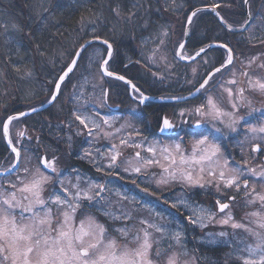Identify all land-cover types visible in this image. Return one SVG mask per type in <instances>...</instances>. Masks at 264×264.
Listing matches in <instances>:
<instances>
[{
	"label": "snow or ice",
	"instance_id": "snow-or-ice-1",
	"mask_svg": "<svg viewBox=\"0 0 264 264\" xmlns=\"http://www.w3.org/2000/svg\"><path fill=\"white\" fill-rule=\"evenodd\" d=\"M243 2L247 5L249 0H243ZM168 6L176 8L182 5H178L176 0H168ZM210 7L215 11L220 7V4H212ZM113 11L119 16V7ZM201 11H203L202 8L192 10L186 17V23L189 26L192 25L193 18L197 17ZM134 15V12L130 13L128 20L131 21ZM216 15L229 31L235 30L234 25L224 20L219 12H216ZM250 20L251 12H249V19L240 23L238 27L250 32L251 28L246 27L250 24ZM79 24L82 31L90 28V32L86 34L91 38L74 46L71 63L53 81V91L47 102L52 103L57 100L61 94V85L65 82L66 77L73 72L74 68L78 66V61L84 57L87 58V68L91 69L94 65L98 67L100 84H93L92 87L93 89L101 88L103 101L99 103L101 109L110 107L107 104L108 89L102 87L106 77L125 81L131 86L135 98L141 104L151 99L141 92L131 80L110 70V61H114V47L108 39H102L97 34V21L82 16ZM145 26L147 25L145 24ZM0 27H4L5 32L8 30L7 25H0ZM12 27L19 30V26L16 24H13ZM167 36V29L162 28L157 34L156 41H153L155 46L148 56L152 63L163 62L166 66H170L167 55L162 52ZM247 39L251 42L254 37L250 35ZM93 41H101L106 46L104 51L89 54L88 49L93 47ZM185 43L178 42L174 49V58L179 57L180 60L185 61L195 60L202 53H206L207 49L213 47L212 44L206 45L190 56L184 52ZM258 43L264 44V40H259ZM218 46L226 52L224 61L218 67L206 70L201 77L202 82H199L198 86L193 84V91L189 92V97L197 94L203 96V102L191 109H181L176 113L179 117L178 123H174L167 116L163 117L159 131L161 133L169 132L174 130L178 124L187 123L184 117L188 115L196 117L194 120L196 127L210 125L215 133H220V136H214L212 133L207 135L196 133L195 135L200 138L192 141L191 150L186 154L180 142L170 145L161 144L159 141L148 142L141 135L140 130L135 127H132V131L127 135L120 136L125 125L113 129L112 126L116 118L101 117L100 112L96 111L95 103L83 99L80 108L74 113L75 121L83 129L82 131L78 130L76 135L86 133L87 137H92L93 142L101 136L109 140L114 136H119V145L112 143L105 151H101L99 148L85 150L81 158L89 160L96 171L103 173L106 177L116 175L120 179H124L123 176H120L121 171L138 177L152 167H159L162 172L158 178L153 180L157 189L173 183L181 184L187 188L199 187L202 189L214 185L218 193L221 186L225 190L235 189L238 193L243 189V195L248 205L259 202L264 208V193L257 192L255 184L249 187V179L246 178L254 176L260 177L264 181V164L250 166L249 160L243 155V148H241L242 160H233L230 166V162L224 157L221 148L224 128L236 131L241 125V121H246V117L253 116L254 113L260 111L252 107V101L247 94L260 93L264 95V78L249 74V70H253V65H256L255 70L264 71V60H261V55L264 54H258L242 62V70L239 75L243 78V83L247 85L244 87L237 79L235 68L229 67L235 63L233 49L227 43ZM39 47L37 45V49ZM204 63L208 64L207 58L204 59ZM13 67L16 72L20 71L19 68ZM228 72H231V78L224 80L223 77ZM193 74H196V69H193ZM25 75L31 76V72L27 71ZM153 75L159 74L154 73ZM163 78L161 76V79ZM84 83H88L87 77L84 78ZM73 87L76 88L75 85ZM213 88L218 89L221 94H226L230 110L223 108L217 98L210 94ZM82 89L83 85H81V93L74 94L77 102L82 99ZM167 98L177 101L187 100L182 96ZM161 99H165V97H161ZM243 108H247V112L245 115H240ZM37 111L36 107H32L28 112L9 115L3 122H0V132L7 138V144L11 147V153L14 154L15 160V163L4 171L17 173L16 180L9 181L11 190L5 189L0 184V264H159L165 251L161 248L162 241L168 240L183 247L184 233L182 230L173 231L166 225L150 222L143 218L140 219V224L145 227L136 231H133V228L128 225L112 229L126 243L121 244L116 237L109 236L108 228L96 216L86 214L85 206L95 207L100 214L113 222L130 221L133 218L132 213L121 210V213L117 215L112 209L110 196L106 194L115 192V195L121 200L135 201L136 197L129 198L125 193L109 188L107 183H98L91 178L82 177L79 173L75 174V182L72 179L66 180L57 177L56 183L60 186V191L53 188L45 198V187L51 182V175H45L44 172L51 170L52 174L57 173L56 158L53 157L50 160L46 155L37 156L36 159L39 163L35 169H30L27 166L21 167L22 164L30 163L31 157L22 160L21 148L13 143L10 132V125L13 121L19 120L20 117H26L29 112ZM258 119L260 122L248 127L247 133L250 138L251 151L264 154V116ZM217 124L223 127H217ZM105 127L112 130L107 131ZM25 134V131H19L17 139L23 138ZM122 147L138 150L134 151L132 157L121 160L123 154L120 149ZM141 151H144L145 155L142 156ZM253 159H255V155ZM122 165L124 166L122 167ZM41 168L44 171H41ZM258 168L259 170H257ZM20 172L23 175L18 174ZM153 176L155 177V174ZM131 183L136 185V179H133ZM136 186L139 187V185ZM141 191L149 193L148 188H142ZM150 194L155 196L156 193ZM228 199L234 201L235 197H228ZM164 203L168 204L169 202L164 201ZM215 204L219 213H225V210L229 209L225 218L217 221L219 224L230 225L233 229H243L255 237V243L243 249L246 255L239 257L242 264H264V233L254 231L247 225L235 221L230 213L229 203H221L216 200ZM170 206L173 209L185 208L191 213L187 219L193 225L198 224L200 227H206L207 223L215 220L217 215V212L210 208L194 204L184 197L178 198ZM18 210L19 214L17 215ZM26 213L29 215L25 216ZM78 215L82 218L77 222ZM154 215L156 219L163 218L158 212ZM249 215L257 217L253 223L258 228L264 229V215L260 211L252 212ZM150 229L153 231H149ZM153 232L159 233V238L153 240ZM226 235L227 233L224 232L219 233L221 237ZM172 243H169V248L172 247ZM183 255H187V252L185 251ZM164 264H181L180 253L172 252L166 257ZM183 264H188V261H184Z\"/></svg>",
	"mask_w": 264,
	"mask_h": 264
},
{
	"label": "trees",
	"instance_id": "trees-1",
	"mask_svg": "<svg viewBox=\"0 0 264 264\" xmlns=\"http://www.w3.org/2000/svg\"><path fill=\"white\" fill-rule=\"evenodd\" d=\"M260 1L251 0L252 3ZM217 3L220 4L218 9L221 14L234 26L245 20L243 0H182V3H177L182 5L181 8L173 10L172 7L168 8L167 0H0V25L8 26L6 32L4 27H0V122L13 113L40 106L49 100L53 81L71 62L74 46L91 38L86 34L90 32V28L85 31L80 28L79 21L82 16L96 20L97 34L113 44L114 61H110V69L130 78L141 87L144 84L154 94V72L139 61L137 46L141 37L157 34L163 28L172 33L166 44L177 46L183 38L189 13L195 7ZM117 7L119 16L113 11ZM132 12L135 15L129 21L128 16ZM174 20H180L181 24L177 22L176 25ZM13 24L18 25L19 30L14 29ZM174 28L177 29L176 32L172 31ZM241 35L245 33L227 31L210 11H201L193 18L185 52L192 54L215 42L230 44L234 50V44L230 43L229 37ZM6 40L9 42L6 43ZM37 45L40 46L39 49ZM95 45L103 49L106 47L102 44H93ZM223 53L222 48H212L206 54L209 65L203 67V72L219 65L224 59ZM84 59L85 57L79 60L74 72L66 78L61 94L51 107L17 120L38 133L39 140L45 142L46 137L53 138L52 133L58 131L53 126L49 129L48 122L54 126L61 122L68 125L70 122L71 109L63 107V104L58 110H54V107L61 101L63 89L69 85L71 78L77 76ZM189 65L176 62L175 93L179 94L187 91L188 87L191 88V75L187 72ZM13 66L20 71L16 72ZM182 67L185 72L181 71ZM27 71L31 72V76L25 75ZM201 77H197V83L201 81ZM109 80L112 81L107 82L110 89L114 83L119 84L125 89L126 99L131 101L123 83L111 78ZM150 116L152 115L149 114L148 117ZM18 146L23 148L21 142ZM12 157L13 153L0 132V166H6L12 161ZM221 249L222 247L202 246L201 252L216 257L221 255Z\"/></svg>",
	"mask_w": 264,
	"mask_h": 264
},
{
	"label": "rangeland",
	"instance_id": "rangeland-1",
	"mask_svg": "<svg viewBox=\"0 0 264 264\" xmlns=\"http://www.w3.org/2000/svg\"><path fill=\"white\" fill-rule=\"evenodd\" d=\"M168 1V0H167ZM177 3L181 2L182 0H176ZM258 3H263L264 0H261ZM170 8V7H168ZM181 8V7H176ZM174 8H172L173 10ZM254 17H253V23L251 25V31H248V36L260 37L263 38L264 34V7L261 11V14H257L256 8L254 10ZM176 25L177 22L181 24L180 20H174ZM254 25V27H253ZM171 31V30H169ZM172 31H177L176 28L172 29ZM158 34V33H157ZM157 34H146L145 36L141 37L140 42H138V50H139V61L142 62L145 66L152 69V72L159 73L161 71H164V77H168V80L172 77L171 70L175 68L176 61L174 58V49L176 46L172 47L166 44L167 38L171 32H168V36L165 39V46L162 48V52L167 55L168 58V65L166 66L163 62L158 63H152L148 56L152 50V48L155 46L153 41H156ZM147 41V43H145ZM250 45H262L258 42H251L248 43ZM251 47H257V46H251ZM104 49L101 46H93L88 50V53L91 54L93 52H103ZM248 54L247 56L253 57L258 54H264V48H252L245 50ZM254 53V54H252ZM243 57V56H242ZM207 58L208 64L205 65L204 59ZM250 59V58H249ZM261 60H264V55H261ZM238 61L242 63L244 60L242 58H239ZM247 61V60H246ZM257 63H260V61H257ZM87 64V58L85 57L84 62L81 63L80 70L76 74L77 76H73L71 78V82L67 87L63 89L62 92V98L59 104L55 105L54 110H58L61 108V104H63V107H68V109H71L72 118L70 119V122L67 126L68 128L65 129L66 135H62L61 138L56 137L55 132L52 133L53 139L56 140V145L54 144H46V142L39 140V146H36V140L39 139L38 133H36L33 129L28 128L27 126L23 125L20 121H13L10 125V132L12 135V139L15 141H20L23 148H21V154H22V160L27 157H31L30 163L22 164L21 167L27 166L30 169H35L38 166V160L36 159L37 156H42V154H45L48 159H52L53 157L56 158V168L57 173L51 175V182L45 187L44 196L45 198L48 196V194L55 188L57 191H60V186L56 183L57 177L61 179H72L73 182H75V174L79 173L82 175V177L85 178H91L92 180L98 182V183H107L108 187L111 189L119 190L122 193H125L129 198L136 197L135 201L129 200H121L119 197L115 195V192H112L110 194H106L110 196L112 209L119 215L121 213V210L129 211L132 213V220L130 221H117L113 222L109 220L108 218L104 217L95 207H87L86 208V214H91L96 216V218L103 223L109 230V236L116 237L121 244L126 243V241L120 239L118 234L115 231H112L113 228H120L125 225H128L129 227L133 228V231H136L142 227H145L144 225L140 224V219H147L150 222H155L157 224L166 225L170 227L173 231L182 230L184 233V236L182 238V244L183 247L177 246L174 243L164 240L161 243V248L165 251L163 252V255L160 258L159 264H164V261L167 256L171 255L172 252L180 253V261L181 264H183L184 261H188V264H242V261L239 259L240 256L246 255V253L243 251V249L248 246L255 243V237L251 235L250 233L244 231L243 229H233L230 225H222L219 224L217 221L225 218L226 214L229 212V209L225 210V213H219L217 211V206L214 202V199H219L221 203H229L230 204V213L232 217H234V220L240 223H243L247 225L248 227L252 228L254 231L262 232L264 233V229H260L256 226V224L253 223V220L257 219V217H253L249 215L252 212L260 211L262 215H264V208L261 207L260 203L257 202L253 205H248L246 203V198L243 195V189L238 193L235 191V189H229L225 190L223 186H221V190L218 193L215 186H207L206 188H187L181 184L173 183L168 186H163L159 189L154 185L153 180L154 178H158L160 173L162 172V169L159 167H152L148 169L146 173H143L142 175L136 177L133 176L131 173H124L120 172V176H123L124 179H120L119 176L111 175V176H105L101 172H97L96 168L92 163L89 162L87 159H82L81 157L84 155L85 150H94L95 148H99L101 151H105L107 147L115 143L119 145V136H114L111 140L104 138L101 136L98 138L95 142L92 141V137H87L86 133L82 135H76L77 131H82V126L79 125L77 121L74 119V113L77 112V110L80 108L81 103L83 102V99H88L90 103H95L96 111L100 112V116H112L115 117V123L113 124L112 128H120L121 125H125V128L121 131L119 134L120 136L127 135L129 132L132 131V127H135L140 130L141 135L142 131L139 126V116L140 114V107L138 104L134 102H129L128 106H123V109L128 112H126L125 116L122 117L121 114H117L114 109L112 108V111L108 107H105L101 109L99 107V103L103 102L101 99V88L97 87L93 89V84H100L99 80V71L97 66H92L91 69L86 67ZM209 65V59L207 56H204L200 58L198 61H195L194 63H191L188 68L190 72V80L189 83L191 88L193 87V84L198 85V80L200 79L203 72V67ZM256 67V65H253ZM236 71L241 72L240 67L238 64L234 66ZM193 69H196V74H193ZM240 69V70H239ZM161 70V71H160ZM175 72V71H174ZM160 76V74H159ZM199 76V79L197 77ZM231 76V74L229 75ZM228 76V77H229ZM256 76H261L264 78V71L257 72ZM87 77L88 83H84V78ZM158 75L154 76L152 74L153 81H157ZM241 76L237 74V79L239 80ZM110 80L107 78L104 79L102 87L107 88V82ZM112 82V81H110ZM76 86L74 88L73 86ZM81 85H83V96L80 102H77L75 99V95H79L81 93ZM94 92V95H92ZM110 94V93H109ZM211 95L215 96L217 100H219V91L218 89H213L210 93ZM257 103L256 108L259 109L258 113H264V95L257 93ZM261 100H263V103H261ZM203 102L202 97L201 100L197 103H194L193 107L198 106ZM107 104L111 106H116L115 103L112 101L111 94L109 96V99L107 101ZM60 118H63L62 116ZM196 117H193V120H195ZM152 118L148 117L145 120V126L152 125ZM47 124L49 129L53 126L54 128H57L59 131L64 130V125H61V123H58L54 126V124L48 122ZM258 124V123H257ZM255 125V124H253ZM252 126V125H250ZM249 126V127H250ZM210 128V132L214 136H218V133H215L211 126L208 125ZM243 125L241 124L236 132H239V128H242ZM148 128V127H147ZM146 128V129H147ZM148 128L147 130H150ZM246 128L245 132L247 133ZM64 130V131H65ZM105 130L111 131L112 129H108L105 127ZM19 131H25L26 134L23 138L17 139V133ZM233 133V132H232ZM61 135V134H60ZM135 135V133H133ZM148 136V135H147ZM228 136V135H226ZM224 136L223 138H225ZM65 137V138H64ZM144 137V136H143ZM71 138V139H69ZM146 138V137H144ZM228 138V137H227ZM222 139L221 141V148H222V142L226 141V139ZM81 139V143L77 146L79 147V150H81L80 153H78V158L83 160L82 162L86 166H91L93 170L91 171H78L73 170L71 165L72 161L71 158H73L74 153V143ZM139 139V138H137ZM199 138H192L189 140V148L184 149L186 154L190 152L191 150V144L192 141ZM66 140L64 145H59L58 143L64 142ZM148 142H155L159 141L158 139H155L153 136L150 138H146ZM171 142L166 143L165 145H170ZM229 148H232V151L229 152H223L224 157L227 158L231 163L233 161V158L235 157V145L229 146ZM37 149V151H36ZM122 152L121 160L128 159L134 155V151L138 149L133 148H121ZM238 152V150H237ZM241 152V150H240ZM247 152L243 150V155L245 156ZM141 155H145L144 151H141ZM151 155V154H148ZM242 156V154H239ZM163 162V161H162ZM14 163V155L12 157V161L8 163L6 166L10 167ZM124 165H122L123 167ZM255 167V166H253ZM67 175L65 177L63 176L64 171H67ZM259 170V168L257 169ZM41 171H44L43 168H41ZM20 175H23L22 172L18 173ZM45 175H48L47 172H44ZM155 174V177L153 176ZM17 173H12L8 176L1 177L0 176V184H2L5 189H10L9 181H15L16 180ZM249 179V187H251L253 184L256 186V191L264 193V187H262V184H264V181L261 180L260 177H246ZM133 179H136V185H139L137 187L136 185H133L131 181ZM142 188H148L149 193H145L141 191ZM155 192V196L151 195L150 193ZM19 195V194H18ZM234 195L237 196V199L234 201H229L228 197ZM209 196V198H207ZM180 197H184L188 199L190 202L194 204L201 205L205 208H210L212 211L217 212L215 220L208 222L206 227H200L198 224L193 225L187 217L191 214L189 211H187L185 208L180 207L179 209H173L171 208V203L176 202V200ZM164 201H168V204H165ZM55 212V209H54ZM160 213L163 217L162 219H156L154 213ZM19 214V210L17 211V215ZM29 214H25V216H28ZM81 216H77V222L79 219H81ZM153 231V230H149ZM224 232L227 233L226 236L221 237L219 236V233ZM159 233L153 232L152 239L155 240L159 238ZM169 243H172V247L169 248ZM202 246L205 247H222L221 255L219 256H210L206 253H202L201 249ZM155 247V245H154ZM187 252V255H183L184 252Z\"/></svg>",
	"mask_w": 264,
	"mask_h": 264
},
{
	"label": "flooded vegetation",
	"instance_id": "flooded-vegetation-1",
	"mask_svg": "<svg viewBox=\"0 0 264 264\" xmlns=\"http://www.w3.org/2000/svg\"><path fill=\"white\" fill-rule=\"evenodd\" d=\"M263 7H264L263 3H250L249 8H250V12H251L252 16L254 17L255 8H256L257 14L259 15V14H261V11H262ZM245 15H246V12H245ZM252 23H253V19H252L251 24L249 25L250 28H251ZM238 25H237V27H238ZM243 33H245V35L229 37L230 38V40H229L230 43L234 44V47H235V49L233 50V54H234V57H235V63H234L233 66H229L230 68H232L236 64H238V66L242 70V63H240L238 61V59L242 58L244 61H246L249 58H251V57L247 56L248 53L245 51L246 49H248V47L250 49H252V48L257 49V48H260V47L264 48V44H262V45H257V44L250 45V44H248V43H251V42H258L259 40H264V34L262 35L263 38L255 37L251 42H249V40L247 39L248 31H244ZM220 43L223 44L225 42H220ZM228 45H229V47H231L230 44H228ZM251 46H257V47H251ZM185 54H187V52H185ZM252 54H254V53H252ZM225 56H226V52L224 50L223 57L225 58ZM175 61L184 63L182 61H179L177 57L175 58ZM223 61H224V59L221 61V63ZM184 64H186V63H184ZM255 69H256V67L253 66V70H249V74L252 75V76H256L258 70H255ZM176 70H177V68H176ZM111 71H113V70H111ZM171 71L172 72H170V73H171L172 77L169 80H168V77H164L163 76L164 75V71H161V72L158 73V74H160V76L158 75L157 81H154V83L152 84L156 88V92L154 94L151 93V91L148 90L145 87L144 84H142V87H141V86H139V84H137L136 82H134L130 78L129 79L145 95H152V96L167 98V97H175V96H184V95H187L190 91H193V87L190 88V89L188 87L187 91H185V92H181L179 94L175 93V84H176V79H177V76H176L177 75V71H175V68L172 69ZM181 71L185 72V68L182 67ZM187 72H188V74H190L189 68L187 69ZM236 72H237V74H239V71H236ZM230 74H231V72L226 73L225 76L223 77V79L227 80V79L231 78V76H229ZM161 76L164 77V78L161 79ZM239 80L241 81V86L247 87V85L243 83V78L242 77ZM124 86L127 89L128 96L132 100L130 102L131 103L134 102V103L138 104L140 109H141V111H140L141 115L139 116V120H140L139 121L140 122L139 126H140L141 131H142V136H144L146 138H150V137L153 136L155 139L160 140L161 144H166V143H169V142H171V143L180 142L182 144L183 148L186 150V149H188L190 147L189 146V140L190 139H192L194 137L195 138H200L199 136L195 135L196 133H204L206 135L211 133L210 132V128L208 127V125H205L203 127H196L195 124H194L193 116H188V115H186L184 117V119L187 120V123L178 124V126L174 130L169 131V132L161 133L159 131V127L161 126L163 117L167 116L174 123H178L179 117L176 115V113H178L181 109H191V108H193L194 103L199 102L201 100V97H202V100H204L203 96L198 94L196 98L190 99V100H187V101H184V102H154L153 103V102L148 101V102H146L144 104H141V103L133 100V98H132V96L130 94L129 87L127 85H125V84H124ZM107 89H108V93L111 94L113 103L116 104L115 107L108 104L110 106L108 108L111 110L112 113H114L112 111V108H116V109H114V111L117 114H121L122 117L125 116V114H126V112H128V110L125 111L123 109V106L126 107L129 104L128 99H126L125 89H123V87H120L119 84H115V83L113 85H111V89H110V86L107 85ZM213 89H215V88H213ZM110 94H108V99H109ZM247 95H248L249 99L252 101V107L256 108V103L258 101L257 100V93H248ZM134 96H135V94H134ZM218 102L221 103V106L223 108H225L226 110H230V108L227 105V96H226V94H221L219 92V100H218ZM261 103H263V100H261ZM246 112H247V108H243V109H241L240 115H245ZM149 114L152 115L150 117L152 118L153 122H152V125L147 126L148 128L151 127V129L147 130L148 128L145 126V120H146V118H148ZM262 116H264L263 112L262 113L256 112V113L253 114V116L246 117V121H241V124L243 125V127L239 128L240 130H239L238 133L236 131H229L228 129L224 128L223 137L228 135V136L225 137V138H227V137L228 138L226 139V141L222 142L223 143L222 144V151L223 152L232 151V148H229V146L235 145L234 150L236 152L235 153L236 155L233 158V160H235V161H241L242 160V156H240L239 154L241 153L240 152L241 148H243V150L245 152H247V154L245 156L249 160L250 166H257V165L264 164V154L253 153L251 151V144L249 143V139L250 138L248 137V134H246V132H245L246 128L249 127L250 125L259 123L260 121H259L258 118H260ZM61 125H64V130L68 128L67 126H65L66 125L65 123H62ZM217 127H223V126L220 125V124H217ZM64 130L63 131L59 130L57 132H60V133H56L54 135H56V137L61 138V136L63 134L66 135L67 131L66 130L64 131ZM217 135L220 136V133H218ZM225 138H223V139H225ZM45 142H46V144H54V145H56V143H57L55 139H53V138L49 139L48 137H46ZM65 142H66V140H64V142H60L58 144L59 145H64ZM81 142H82L81 139H78L74 143V145H75L74 146V153H73L74 157L71 158L72 161H74V162H71L72 166H70V167H72V169L74 171L75 170H78V171H81V172L82 171H86V170L91 171V170H93L91 168V166H86L82 162L83 160L78 158L79 157L78 153H80L81 150H79V147H77V146ZM16 143L18 144L19 142L17 141ZM38 143H39V139L36 140V144H38ZM237 150H238V152H237ZM254 155H255V159H253ZM6 168H9V167L8 166H0V170H4ZM46 172H47L48 175H53L51 173V170H48ZM67 172H68V170L64 171V173H63L64 177H65V175H67ZM232 196H234V195H231L229 197H232ZM234 197H235V199H237V196H234ZM207 198H209V196H207ZM216 200H219V199L218 198L214 199V202Z\"/></svg>",
	"mask_w": 264,
	"mask_h": 264
},
{
	"label": "water",
	"instance_id": "water-1",
	"mask_svg": "<svg viewBox=\"0 0 264 264\" xmlns=\"http://www.w3.org/2000/svg\"><path fill=\"white\" fill-rule=\"evenodd\" d=\"M250 1V0H249ZM197 8H202L203 9V11L204 10H207V11H210V12H212L213 14H214V16L216 17V19L218 20V22L225 28V29H227L224 25H223V23L219 20V18L217 17V15H216V12H219V10H218V8L215 10V11H213L212 10V8L210 7V5L209 6H200V7H197ZM245 10H246V16H247V19H249V2H248V4L246 5L245 4ZM220 13V12H219ZM220 15H221V13H220ZM222 16V15H221ZM246 19V20H247ZM225 20V19H224ZM251 21H252V16H251V20H250V23H251ZM250 25V24H249ZM248 25V26H249ZM191 26V25H190ZM190 26L186 23V25H185V34H184V39H183V41L182 42H186L187 43V41H188V39H189V35H190ZM248 26H246V27H248ZM235 28V30L234 31H230V32H232V33H238V32H242V31H245V30H243V29H240L239 27H234ZM228 30V29H227ZM229 31V30H228ZM94 43H100V44H102V42L101 41H93V44ZM186 43H185V45H186ZM219 44H221V43H213L212 45H213V47L212 48H214V47H219L218 45ZM211 49V48H210ZM210 49H207L206 50V52L208 51V50H210ZM195 54V53H194ZM193 54V55H194ZM205 53H202L201 54V56L202 55H204ZM201 56H198V57H196L195 58V60L196 59H198V58H200ZM178 59H179V57H177ZM180 60V59H179ZM195 60H187V61H185V60H180V61H183V62H186V63H191V62H193V61H195ZM71 63V62H70ZM75 69V68H74ZM66 70V69H65ZM71 73H69V75H70ZM118 75H120V74H118ZM129 80V79H128ZM122 82H124L125 84H126V82L125 81H122ZM128 87H129V89H130V93H131V96H132V98L133 99H135L136 101H137V99L133 96V91H132V88H131V86L130 85H128V84H126ZM198 95V94H197ZM197 95H195V96H192V97H189V94H187V95H185V96H183V97H185V98H187V100H190V99H193V98H195ZM149 97H151V99H149L148 101H152V102H184V101H187V100H179V101H177V100H172V99H168V98H165V99H161V97H157V96H149ZM148 101H145L144 103H146V102H148ZM55 101H53L52 103H48V102H46V103H44V104H42V105H40V106H37L36 108L38 109V111L37 112H35V113H38V112H41V111H44L45 109H47L48 107H50L53 103H54ZM138 102V101H137ZM144 103H142V104H144ZM28 110L29 109H27V110H24V111H21V112H28ZM19 113V112H18ZM14 114H16V113H14ZM31 114H34V113H32V112H29V114L27 115V116H29V115H31ZM13 115V114H12ZM21 118V117H20ZM4 137V136H3ZM4 140H5V142H6V144H7V138L6 137H4ZM7 146L9 147V149L11 150V147L7 144ZM44 156V155H43ZM14 163H15V160H14ZM10 173H12V172H5V171H0V176H5V175H8V174H10Z\"/></svg>",
	"mask_w": 264,
	"mask_h": 264
}]
</instances>
